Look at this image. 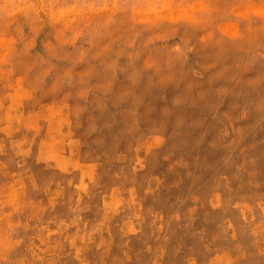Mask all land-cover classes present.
<instances>
[{"label": "rangeland", "instance_id": "1", "mask_svg": "<svg viewBox=\"0 0 264 264\" xmlns=\"http://www.w3.org/2000/svg\"><path fill=\"white\" fill-rule=\"evenodd\" d=\"M0 264H264V0H0Z\"/></svg>", "mask_w": 264, "mask_h": 264}]
</instances>
